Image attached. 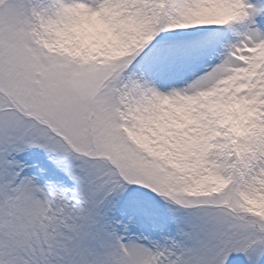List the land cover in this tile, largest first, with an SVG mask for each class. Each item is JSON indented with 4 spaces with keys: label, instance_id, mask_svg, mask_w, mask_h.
Returning a JSON list of instances; mask_svg holds the SVG:
<instances>
[{
    "label": "snow or ice",
    "instance_id": "snow-or-ice-1",
    "mask_svg": "<svg viewBox=\"0 0 264 264\" xmlns=\"http://www.w3.org/2000/svg\"><path fill=\"white\" fill-rule=\"evenodd\" d=\"M0 264H264V0H0Z\"/></svg>",
    "mask_w": 264,
    "mask_h": 264
}]
</instances>
